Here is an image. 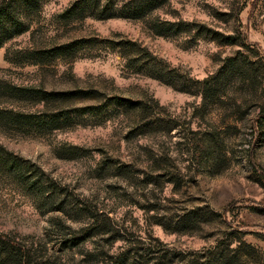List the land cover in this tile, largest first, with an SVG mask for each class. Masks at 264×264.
Segmentation results:
<instances>
[{"label": "rangeland", "instance_id": "obj_1", "mask_svg": "<svg viewBox=\"0 0 264 264\" xmlns=\"http://www.w3.org/2000/svg\"><path fill=\"white\" fill-rule=\"evenodd\" d=\"M76 1L45 0L0 47L14 82L92 92L56 126L0 131V232L33 264H264V0H155L139 18L66 15ZM58 45L40 70L5 57Z\"/></svg>", "mask_w": 264, "mask_h": 264}, {"label": "trees", "instance_id": "obj_2", "mask_svg": "<svg viewBox=\"0 0 264 264\" xmlns=\"http://www.w3.org/2000/svg\"><path fill=\"white\" fill-rule=\"evenodd\" d=\"M45 0H0V47L15 36L21 35L29 30L31 24ZM155 0H122L120 5H114L111 0H78L70 8L65 10V14L83 11V9L94 10L101 13L103 17H130L139 18L144 12L153 6ZM93 12H91L90 15ZM159 23L152 22L151 29L156 33L159 30ZM68 51L65 45H58L49 49L39 48L38 46L26 47L20 50H7L5 57L12 63H21L29 59L33 65L42 68L43 59L46 56L54 57ZM233 66L230 67L232 69ZM239 71V69L237 68ZM4 70H0L2 73ZM160 77V76H159ZM92 93V92H91ZM90 92L81 89H46L41 82L24 83L14 82V80L4 74L0 75V131L6 128L22 132L39 131L42 127L56 126L63 115L68 113L70 102L76 99L86 98ZM210 87L205 86L201 90L203 99L210 95ZM115 103L117 98H110ZM138 103L128 102L127 107L133 110L144 111L145 108L138 107ZM67 108V109H65ZM92 106L79 107L80 111L90 109ZM149 123V122H148ZM146 126L147 124H141ZM0 147L2 148L3 146ZM9 160L17 169L22 171L26 179H31L36 174L39 191L43 194L45 190L53 189V184L43 177V172L37 170L33 163L21 160L8 153ZM7 159V160H8ZM54 207L59 211H66L64 198H52ZM74 245V242L71 243ZM35 249L32 243L26 244L25 241L0 232V264H33L35 263ZM37 263V262H36ZM114 264H141L134 256L122 253ZM207 264V263H204ZM210 264H228L223 262L220 257H216Z\"/></svg>", "mask_w": 264, "mask_h": 264}]
</instances>
